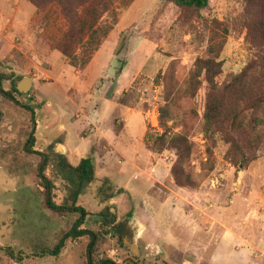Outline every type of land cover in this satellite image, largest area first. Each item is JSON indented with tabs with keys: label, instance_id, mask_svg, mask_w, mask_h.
I'll use <instances>...</instances> for the list:
<instances>
[{
	"label": "rangeland",
	"instance_id": "374dc122",
	"mask_svg": "<svg viewBox=\"0 0 264 264\" xmlns=\"http://www.w3.org/2000/svg\"><path fill=\"white\" fill-rule=\"evenodd\" d=\"M247 8L246 0H210L207 10L193 15L165 0H118L101 18V24L112 26L101 45L93 50L94 41L86 40L68 59L60 51L68 24L58 5L41 11L31 0H0V72L7 77L3 86L12 92L23 78L33 80L28 94L12 93L36 113V149L50 156L47 175L55 183L58 203L69 195L71 168L93 160L95 179L79 205L90 213L84 229L99 239L97 260L216 264L215 235L205 229L211 224L208 216L228 227L241 224L246 202L243 197L233 198L235 204L228 200L240 177L246 188L241 194L252 192L250 198L264 213V148L246 167L245 162L237 168L228 160L230 146L219 135L210 139L203 131L204 90L197 99L181 98L173 109L174 120L168 122L172 135L185 133L193 144L187 170L198 181L197 190L176 185L171 174L176 151L157 154L145 140L138 144L137 132L119 135L122 123L109 103L104 104L108 98L139 110L147 133L162 134L165 84H186L199 58L223 63L221 83L248 65L255 50L243 33ZM219 29L229 35L222 51L213 54L211 40ZM0 112V247L30 256L19 263L0 251V264H87L88 237L70 241L58 258H33L42 248H54L79 216L63 217L45 205L37 178L40 158L24 151L31 113L1 96ZM136 127L143 129L140 117ZM155 198L176 202L163 207ZM216 200L223 205L216 206ZM103 211L113 215L122 231L98 217ZM254 213L257 222L261 217ZM249 235L257 237L254 230ZM138 237L137 259L124 243L136 247Z\"/></svg>",
	"mask_w": 264,
	"mask_h": 264
},
{
	"label": "trees",
	"instance_id": "16d2710c",
	"mask_svg": "<svg viewBox=\"0 0 264 264\" xmlns=\"http://www.w3.org/2000/svg\"><path fill=\"white\" fill-rule=\"evenodd\" d=\"M118 0H31V3L41 11H47L51 6L58 5L61 15L68 24V30L63 34L60 51L70 59L74 57L80 46L86 41L92 42L91 48L97 49L112 30V26L101 24V18L111 11ZM173 3L185 14L200 15L210 6V0H165ZM248 17L243 27L245 39L255 50V54L237 75L231 76L223 83V63L216 58L197 59L190 71L186 84H165L164 106L160 108V125L164 132L150 136L147 133L145 141L149 149L157 154L165 150L176 151L177 161L171 170L175 183L182 189L199 187L198 181L187 170L192 154L193 144L185 133L172 135L168 122L173 121V109L180 99H197L202 90L205 92L202 103L203 131L210 138L219 135L230 146L226 156L237 168L241 162L245 167L257 160L258 154L264 148V0H246ZM228 31L219 29L212 37L211 53L219 54L227 40ZM7 79L0 72V96L14 105L31 113L30 132L28 133L24 151L29 156H38L37 178L43 189L46 207L60 216L78 215L72 228L64 233L54 248H42L33 255L34 259L58 258L72 240L90 238L87 264H117L109 258L97 260L94 258L98 236L84 229L88 210L79 205V199L88 185L94 181L93 160L86 159L78 167L71 168L73 178L68 197L62 202L56 201V186L48 177L47 171L51 159L48 154L36 149L39 123L35 111L21 104L12 92L7 91L3 83ZM197 116V112H195ZM1 117V112H0ZM94 150V148H93ZM211 154V151H209ZM102 221L115 225L112 214L103 211L99 214ZM121 226V225H119ZM12 261L22 263L30 258L23 252H16L12 247L2 248Z\"/></svg>",
	"mask_w": 264,
	"mask_h": 264
},
{
	"label": "crops",
	"instance_id": "0c3cea01",
	"mask_svg": "<svg viewBox=\"0 0 264 264\" xmlns=\"http://www.w3.org/2000/svg\"><path fill=\"white\" fill-rule=\"evenodd\" d=\"M105 99L106 101L104 104L109 103L110 108L112 107L111 108L112 114L117 116V117L115 116L117 118V122L122 123V125L120 126L122 127V131L120 132L119 135H121L122 132L126 130L137 132L140 135L139 138H141V139L137 138L139 140L138 144L143 145L145 137L147 135V127L145 126L144 123L143 113L134 108L123 106L120 103L115 102L114 100L108 98ZM139 117L143 121V129L137 130L136 122L139 119ZM97 119H98L97 117L94 119L92 118V120L95 121H97ZM112 121L114 124L115 123L114 118L112 119ZM65 148L66 150L68 149V147L66 146ZM233 185L235 188L233 189V195L231 194L232 197L228 199L229 202L231 201L232 204H235L233 198L243 197L244 201L246 202L247 211L241 220V224L237 228L226 226L225 224L217 220L213 215L208 216V218L211 219V224L209 225L208 228L205 227V229H208L209 232H212L215 235L213 241L215 240V243L217 245V251L214 254V258L216 261L214 263L264 264V213H260V211L257 210L258 206L256 205L255 201L253 202V200L256 199L250 198L252 192H250V196L245 192L241 194L242 191L246 190L244 184V178L240 177L233 183ZM260 195L264 196V194L262 193ZM216 201L218 202L216 206L223 205L220 204V202H222L221 200H216ZM157 202L160 203L158 200ZM172 202H176V201L174 199L173 200L164 199L163 201H161L160 204L163 207H169L170 205L174 207L173 204L175 203ZM168 203L170 205H168ZM210 207L214 208V205H211ZM255 211H257L261 217L257 220V222L254 220L253 217V213ZM254 214L257 215L256 213ZM199 227L200 229H202V231L204 230V227L201 226ZM249 230L251 232L254 230L257 237L255 238L250 237ZM231 250H234L236 252V255H234L233 257L230 256L231 254L229 251Z\"/></svg>",
	"mask_w": 264,
	"mask_h": 264
},
{
	"label": "water",
	"instance_id": "95a60500",
	"mask_svg": "<svg viewBox=\"0 0 264 264\" xmlns=\"http://www.w3.org/2000/svg\"><path fill=\"white\" fill-rule=\"evenodd\" d=\"M33 87V80L31 78H23L18 86L17 90L20 93L28 94Z\"/></svg>",
	"mask_w": 264,
	"mask_h": 264
},
{
	"label": "flooded vegetation",
	"instance_id": "af4514ba",
	"mask_svg": "<svg viewBox=\"0 0 264 264\" xmlns=\"http://www.w3.org/2000/svg\"><path fill=\"white\" fill-rule=\"evenodd\" d=\"M18 84H19V83H18ZM17 86H18V85H17ZM17 92H18V91H17ZM18 93H20V92H18ZM23 94H24V93H23ZM115 225H116V224H115ZM115 225H114V226H115ZM120 227H121V226L116 225V226H115V231H118V230L122 231V229H120ZM138 239H139V237L136 239V240H137V245H136V247H135V245L127 246V245L124 243V247L130 251L132 257H133V258H137V259H138V256H139V254H138V249H139V244H140L139 241H138ZM130 263H131V264H136L133 260H132V261L130 260Z\"/></svg>",
	"mask_w": 264,
	"mask_h": 264
}]
</instances>
